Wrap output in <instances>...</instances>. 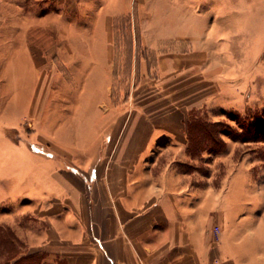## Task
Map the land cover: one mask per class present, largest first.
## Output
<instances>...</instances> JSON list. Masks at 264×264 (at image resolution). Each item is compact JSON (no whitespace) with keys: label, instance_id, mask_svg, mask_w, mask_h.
I'll list each match as a JSON object with an SVG mask.
<instances>
[{"label":"crops","instance_id":"0c3cea01","mask_svg":"<svg viewBox=\"0 0 264 264\" xmlns=\"http://www.w3.org/2000/svg\"><path fill=\"white\" fill-rule=\"evenodd\" d=\"M30 1L40 17L34 25L41 28L48 27L41 22L54 14L46 11L51 4L63 10L59 15L71 9L66 3L70 0ZM223 2L230 8L199 14L200 32H205V19L214 15L209 32L220 40L258 41L247 46L260 47V57L264 0ZM112 4L110 0L98 12L112 14ZM191 36L195 46L197 38ZM212 39L205 37L202 42ZM103 45H89L92 74L106 64L107 57L96 51ZM43 59L29 52L24 61L41 76ZM27 89L12 97L24 95L23 103L30 110L39 106L41 126L54 136L58 148L52 155L25 152V145L12 142L0 125V136L15 144V152L6 160L0 157V171L10 166L0 172V207L23 203L28 222L25 239L16 233L25 250L12 262L23 257L25 264H264V196L243 169L232 170L216 189L198 183L193 176L197 171L185 168L188 121L129 115L120 120L112 105L98 104L101 91L85 89L70 103L77 113L72 123L81 127L76 135L64 131L76 128L71 130L73 126L66 125L69 120L59 118L60 101H49L50 91ZM91 93L92 112L82 121ZM114 128L116 135L110 132ZM215 226L220 227L218 235Z\"/></svg>","mask_w":264,"mask_h":264},{"label":"rangeland","instance_id":"374dc122","mask_svg":"<svg viewBox=\"0 0 264 264\" xmlns=\"http://www.w3.org/2000/svg\"><path fill=\"white\" fill-rule=\"evenodd\" d=\"M109 2L66 1L71 9L65 10V15H59L63 10L51 4L46 11L54 14L41 22L48 27L41 28L34 25L40 17L34 14L36 7L30 0H0L2 133L12 142L24 144L25 152L32 149L52 155L58 145L41 126L39 106L30 110L23 103L24 95L12 94L19 89L27 92L28 86L50 91L49 101H60L59 118L69 120L66 125L73 126L70 129L76 128L64 131L77 135L81 127L72 123L71 117L77 113L71 100L78 99V93L85 89L98 90V104L112 105L115 118L120 120L129 115L135 119L204 121L216 139L204 134L195 152L188 150L192 145L188 141L185 154L191 157L188 155L184 167L196 170L194 179L212 189L220 187L232 170L243 169L264 196V51L258 57L260 47H248L260 42L248 44L242 37L220 40L209 32L214 15L205 19V32H200L199 14L227 7L223 0H113L112 14L98 12ZM190 9L193 16L188 15ZM191 34L197 38L195 46ZM210 36L213 39L207 44L202 42ZM93 42H104L106 47L96 51L107 57L103 70L95 74L88 59ZM29 52L44 57L41 76L26 65ZM58 91L61 96H57ZM92 98L91 93L82 121L92 112ZM199 126L195 132L201 130ZM117 131L110 132L116 135ZM9 140L0 138L1 160L15 152V144ZM6 167L1 171L10 168ZM25 211L23 203L0 207L2 263L8 264L25 250V242L16 239V233L22 239L27 233Z\"/></svg>","mask_w":264,"mask_h":264},{"label":"trees","instance_id":"16d2710c","mask_svg":"<svg viewBox=\"0 0 264 264\" xmlns=\"http://www.w3.org/2000/svg\"><path fill=\"white\" fill-rule=\"evenodd\" d=\"M204 122V121H202ZM201 120L199 118H194V119H190V121H188L187 123V134H188V139L189 141H192V145L190 144V146L188 147L191 152H195V147H197L196 145L199 144V141L201 142L202 137L204 136V134L209 135L210 138L212 140H215L216 138L214 137V133L212 131V127H210L208 124L206 123H202ZM263 123V122H262ZM200 125L198 128L201 129L200 131L195 132V128H197L196 126ZM264 129V124H262L261 126ZM15 258V257H13ZM0 264H7V263H2L0 262ZM8 264H25L23 257L19 258L18 260L12 262L9 261Z\"/></svg>","mask_w":264,"mask_h":264},{"label":"built area","instance_id":"2783aa9c","mask_svg":"<svg viewBox=\"0 0 264 264\" xmlns=\"http://www.w3.org/2000/svg\"><path fill=\"white\" fill-rule=\"evenodd\" d=\"M214 231L218 235V233L220 232V227L219 226H215Z\"/></svg>","mask_w":264,"mask_h":264}]
</instances>
